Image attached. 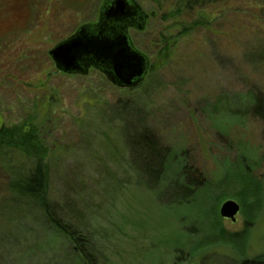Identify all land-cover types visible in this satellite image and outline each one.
Listing matches in <instances>:
<instances>
[{
  "label": "rangeland",
  "instance_id": "obj_1",
  "mask_svg": "<svg viewBox=\"0 0 264 264\" xmlns=\"http://www.w3.org/2000/svg\"><path fill=\"white\" fill-rule=\"evenodd\" d=\"M101 1L0 0V140L21 143L0 147V264H81L20 192L35 163L54 219L87 238L90 264L264 260V8L200 3L208 27L180 37L175 22L187 26L195 13L134 0L155 13L146 33L130 32L149 62L135 87L93 69L55 74L48 50L95 20ZM147 140L155 157L140 149ZM240 170L260 180L258 201L238 198ZM227 200L239 206L235 223L219 217Z\"/></svg>",
  "mask_w": 264,
  "mask_h": 264
},
{
  "label": "water",
  "instance_id": "obj_2",
  "mask_svg": "<svg viewBox=\"0 0 264 264\" xmlns=\"http://www.w3.org/2000/svg\"><path fill=\"white\" fill-rule=\"evenodd\" d=\"M138 11L132 0L102 1L97 23L79 28L48 51L55 68L63 73L80 75H85L91 68L113 85L135 87L149 68L148 58L131 45L126 32L129 26L142 30V16ZM135 17L138 18L136 21ZM218 212L221 219L235 223L239 206L227 200Z\"/></svg>",
  "mask_w": 264,
  "mask_h": 264
},
{
  "label": "trees",
  "instance_id": "obj_3",
  "mask_svg": "<svg viewBox=\"0 0 264 264\" xmlns=\"http://www.w3.org/2000/svg\"><path fill=\"white\" fill-rule=\"evenodd\" d=\"M158 1V0H157ZM171 5L173 4L174 10L171 11H177L180 12L181 10L188 11L190 13H195V17L193 18L192 21H190V23L187 24V26L185 25L184 22H181V20L179 21H174L175 22V27H180L182 29V31H179L176 36H180L181 35H187L190 31H192L194 28L198 27H202V28H207V22H210L211 19L213 18V16L211 15V12L209 13H205L203 10H199L200 14L197 15V9H195L196 5L201 6L200 3L203 2H207L209 4H213L215 3V0H170ZM253 2V6L252 8L257 7L256 9H261L263 11L264 8V0H252ZM219 5V4H218ZM220 11L223 10V7L220 6ZM222 9V10H221ZM190 10V11H189ZM172 12V14L168 13L164 16H161L160 18L163 19L167 18L169 15H174ZM175 16V15H174ZM159 41L162 43L161 46H163L162 51H169L168 46L166 44V40H167V36L169 37L170 35H165V34H159ZM151 43V42H149ZM168 54V53H167ZM172 55V52H171ZM164 58V56H163ZM167 58V56H165V59ZM25 138V137H24ZM24 140V139H22ZM130 144H132L133 146L130 145V147L132 148H137L138 144H136V138L132 137L130 139ZM153 141L151 140H147L145 142H143L141 145L140 143V149L142 148L143 153H152V155L155 157L156 154L153 153V149H154V144L152 143ZM25 143H28V138H26ZM15 144V145H14ZM16 145H20L21 143H15L11 142L9 140V137H6L5 135L2 136L1 140H0V147L4 148V147H16ZM142 153V154H143ZM45 167L42 166V164H34V167L31 169V171H27V174L24 178V184H23V188H21L22 193L26 194V197L28 199L34 200L36 202V204L38 206L41 207L42 211H44L45 213V217L47 218V220L49 221V223H51L55 229L58 230V232L60 231L62 234H64L70 242H73V244L75 245V251L77 253V257H79L82 261L81 264H90V258H92L90 255H88L83 249H82V243L86 242L87 238H85L84 236L82 237V235L78 232H76V230L72 229L70 230L69 227L68 229H66V227L64 226V223H62L59 220H55L54 219V211L53 209H51V207L49 206V203L45 197V195L42 194V186H43V180H44V176H45V169H43ZM157 169V168H156ZM186 170V169H185ZM236 179V183L237 185H239L242 190V194H240V196H238L239 199L244 198L243 196L246 195L248 196V192H250V198L251 199H256V201H258V198L261 195V182L260 180L256 179V177H253V175H251L250 173H246L242 170L239 171V173L235 176ZM199 185V187L203 188L206 186L207 183L205 182H198L197 183ZM199 189V188H197ZM196 189V190H197ZM187 200V199H186ZM186 200H184V202H186ZM198 246V245H197ZM195 246L192 247L191 252L195 251ZM76 256V255H75ZM239 264H264V260H257V259H253L250 261H241Z\"/></svg>",
  "mask_w": 264,
  "mask_h": 264
},
{
  "label": "flooded vegetation",
  "instance_id": "obj_4",
  "mask_svg": "<svg viewBox=\"0 0 264 264\" xmlns=\"http://www.w3.org/2000/svg\"><path fill=\"white\" fill-rule=\"evenodd\" d=\"M102 1H104V0H102ZM101 1V2H102ZM132 1H134V0H132ZM134 3L137 5V7L139 8V10L140 11H138L139 13H140V15L142 16L141 18H142V25H143V28H142V30L141 31H139V30H137V29H134V27H131V26H129V27H127L126 28V32H127V35H128V40L130 41V43H131V45L134 47L135 45L131 42L132 40H130L131 39V37H130V32H133V33H135V36L136 35H139V34H144V33H146V31H145V28H147V23L150 21V20H152V19H154L155 18V13L153 12V11H151V12H149V13H147V12H145V10H142L139 6H138V4L134 1ZM101 4V3H100ZM99 7H100V5H99ZM99 7H98V10H97V14H96V17H95V20H93V21H85V22H79V23H77L75 26H74V28H73V31L71 32V34L69 35V36H71V35H73L79 28H81V27H83V26H85V25H93V24H95V23H97V21H98V16H99ZM135 21L138 19L137 17H135V18H133ZM141 20V19H140ZM139 22V21H138ZM138 22L137 23H134V24H138ZM141 24V23H140ZM69 36H67L66 38H68ZM65 38V39H66ZM62 42H63V40H62ZM59 43V42H58ZM56 45V44H55ZM55 45H53V46H55ZM173 44H171L170 46H172ZM150 46H154V44L152 43ZM163 46H164V44H163ZM135 48V47H134ZM51 49V48H50ZM49 51V50H48ZM47 55H48V52H47ZM51 60V62H52V64L54 65V68H55V64H54V62L52 61V59H50ZM91 70V68L88 70V72ZM93 70H95V69H93ZM95 71H97V70H95ZM87 72V73H88ZM97 72H99V71H97ZM55 74L57 73V74H60V75H62V76H67V77H69V76H81L80 74H67V73H63V72H61V71H59V70H57L56 68H55V72H54ZM54 73H52V75H54ZM100 73V72H99ZM101 74V73H100ZM103 75V74H102ZM82 76H84V75H82ZM104 76V75H103ZM105 78V77H104ZM2 128L3 127H0V131L2 130Z\"/></svg>",
  "mask_w": 264,
  "mask_h": 264
}]
</instances>
